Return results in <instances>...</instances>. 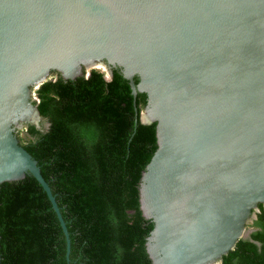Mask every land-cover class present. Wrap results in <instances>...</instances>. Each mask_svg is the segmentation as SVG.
<instances>
[{"label":"water","instance_id":"water-1","mask_svg":"<svg viewBox=\"0 0 264 264\" xmlns=\"http://www.w3.org/2000/svg\"><path fill=\"white\" fill-rule=\"evenodd\" d=\"M98 64L146 94L139 122L156 123L139 184L152 264H220L264 206V0H0V185H39L67 259L17 132L43 121L33 89Z\"/></svg>","mask_w":264,"mask_h":264},{"label":"trees","instance_id":"trees-1","mask_svg":"<svg viewBox=\"0 0 264 264\" xmlns=\"http://www.w3.org/2000/svg\"><path fill=\"white\" fill-rule=\"evenodd\" d=\"M56 73V72H52ZM138 83V78H134ZM37 106L47 129L29 125L20 145L37 161L65 222L70 252L51 203L27 174L0 185L1 264H152V231L139 205V184L155 150L156 123L141 124L146 94L131 88L119 68L110 80L87 78L40 85ZM249 238L220 264H264V206Z\"/></svg>","mask_w":264,"mask_h":264},{"label":"clouds","instance_id":"clouds-1","mask_svg":"<svg viewBox=\"0 0 264 264\" xmlns=\"http://www.w3.org/2000/svg\"><path fill=\"white\" fill-rule=\"evenodd\" d=\"M94 70H96V71H98L99 69H94ZM101 73H103L101 70H99ZM104 73H106V72H104ZM88 75H89V73H87L86 75H83L85 78H87L88 77ZM104 75V74H103ZM105 78V80H107V81H109L110 80V77L109 76H107L106 75V77H104ZM32 98V97H31ZM33 102H35V101H33ZM37 103V102H36ZM43 122V121H42ZM46 124V129L49 127V124L48 123H45ZM47 124H48V126H47ZM25 128L26 127H24L22 130H19L18 131V133H17V137H18V139H19V137H23L24 136V133H25ZM20 132V133H19ZM23 133V134H22Z\"/></svg>","mask_w":264,"mask_h":264},{"label":"built area","instance_id":"built-area-1","mask_svg":"<svg viewBox=\"0 0 264 264\" xmlns=\"http://www.w3.org/2000/svg\"><path fill=\"white\" fill-rule=\"evenodd\" d=\"M35 90L36 89H33L32 93H31V97H32V100L35 101V102H39V99L37 98V95L35 93Z\"/></svg>","mask_w":264,"mask_h":264},{"label":"flooded vegetation","instance_id":"flooded-vegetation-1","mask_svg":"<svg viewBox=\"0 0 264 264\" xmlns=\"http://www.w3.org/2000/svg\"><path fill=\"white\" fill-rule=\"evenodd\" d=\"M98 67H101V69L104 70V68L102 66H98ZM96 69V68H95ZM105 71V70H104ZM42 125V129H46V124L43 123V122H40L39 126ZM41 127V126H40ZM40 127L38 129H40ZM18 133V132H17ZM20 142V140H19ZM249 227V226H248ZM252 230H253V227H250ZM252 233V232H251Z\"/></svg>","mask_w":264,"mask_h":264},{"label":"bare ground","instance_id":"bare-ground-1","mask_svg":"<svg viewBox=\"0 0 264 264\" xmlns=\"http://www.w3.org/2000/svg\"><path fill=\"white\" fill-rule=\"evenodd\" d=\"M98 66H102V65H99V64H98V65H95L94 67L96 68V67H98ZM102 67H103V66H102ZM103 68H104V67H103ZM98 69H100L103 73L105 72V71H104L105 69L103 70V69H101V67H99ZM143 118H144V119H147V115H144Z\"/></svg>","mask_w":264,"mask_h":264},{"label":"rangeland","instance_id":"rangeland-1","mask_svg":"<svg viewBox=\"0 0 264 264\" xmlns=\"http://www.w3.org/2000/svg\"><path fill=\"white\" fill-rule=\"evenodd\" d=\"M98 68H99V67H96V69H98ZM99 70H100V69H99ZM99 70H98V71H99ZM103 74H104V77H106L107 74H106V73H103ZM53 77H54V76H53ZM143 113H144V112H143ZM19 133H20V132H19ZM22 134H23V133H22Z\"/></svg>","mask_w":264,"mask_h":264}]
</instances>
